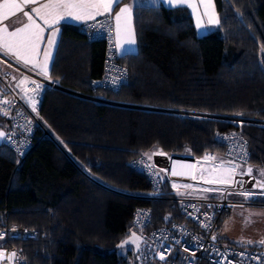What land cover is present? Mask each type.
I'll return each instance as SVG.
<instances>
[{
  "label": "trees",
  "instance_id": "16d2710c",
  "mask_svg": "<svg viewBox=\"0 0 264 264\" xmlns=\"http://www.w3.org/2000/svg\"><path fill=\"white\" fill-rule=\"evenodd\" d=\"M214 4L219 23L201 35L183 6H135L136 50L118 52L129 78L117 91L93 87L105 42L60 25L50 77L71 91L145 108L49 88L40 117L50 136L38 138V130L20 162L0 144V218L45 234L9 240L28 264H139L132 245L120 247L134 230L133 210L153 208L147 230L183 218L169 183L159 198H146L149 182L130 162L155 149L223 155L215 133L234 125L180 111L264 119V0ZM242 133L263 179L264 126L244 123Z\"/></svg>",
  "mask_w": 264,
  "mask_h": 264
},
{
  "label": "built area",
  "instance_id": "2783aa9c",
  "mask_svg": "<svg viewBox=\"0 0 264 264\" xmlns=\"http://www.w3.org/2000/svg\"><path fill=\"white\" fill-rule=\"evenodd\" d=\"M79 30L87 39H101L105 42L103 69L101 76L93 82V87L117 91L128 81L127 68L118 61L117 44L114 40V25L108 15H101L95 20H87L79 25ZM0 61L29 79L21 92L15 90L11 83L14 73L11 70L0 72V118L8 124L7 135L3 140L20 162L31 150L37 131L40 136H50L40 117V106L45 91L49 88H60L76 96L102 101L104 99L88 94L71 91L60 85L58 79L49 75L45 77L39 71L18 63L14 58L0 53ZM35 81L41 85L36 91ZM9 102V103H6ZM35 106V111H33ZM173 112V111H172ZM5 113H7L5 115ZM180 114L203 118H214L232 123L233 128L217 130L216 139L224 146L223 155L207 151L201 156L190 154L166 153L155 149L147 155H140L130 162V166L144 175L150 187L146 198L157 199L166 180L171 189L177 193L183 185L200 183L197 177L201 164L214 166L221 160L231 159L243 167L237 170L230 180L221 183H210L203 187L201 193L208 195H175L173 200L178 204L183 220H173L169 224L157 225L147 230L152 222L153 208L137 206L131 215L130 224L134 231L142 235L136 257L139 264H264V244L245 249L229 243L216 236L215 232L224 214L234 211L235 202L231 195L242 192L257 193L264 197V189L253 187L257 181L264 182L249 163V145L242 133V124L250 123L264 126V119L246 117L242 114L215 115L193 111H180ZM210 159H205V157ZM251 168V174L241 175ZM175 171L177 174L172 175ZM242 181V185L230 181ZM203 182V181H202ZM176 184L177 187H173ZM203 184V183H202ZM206 185V184H205ZM213 189V191H205ZM257 198V197H256ZM256 198L246 199L248 204L264 205ZM145 230H147L145 232ZM45 234L34 227L9 223L5 217L0 218V264H28L22 250L10 243V239H28L43 237ZM15 254L12 256L11 254ZM164 259L161 260L160 256Z\"/></svg>",
  "mask_w": 264,
  "mask_h": 264
},
{
  "label": "snow or ice",
  "instance_id": "6c2138e0",
  "mask_svg": "<svg viewBox=\"0 0 264 264\" xmlns=\"http://www.w3.org/2000/svg\"><path fill=\"white\" fill-rule=\"evenodd\" d=\"M120 0H47L46 3H39V0H3L0 3V21L10 18V15L15 14L23 9L24 5L27 4H39L38 7H33L31 9L32 13H35L43 22L44 26L48 29H53L52 33L47 37L48 47L44 50V56L46 61L43 65H40V73L47 77V60L52 56V49L56 46L58 29H55V25L58 24L63 18L71 17L77 21H86V20H95L97 16L104 15L105 13H111L114 6L119 5ZM155 2V0H154ZM164 3L171 7L180 6L186 4L188 7H193L189 0H163ZM201 6L205 8L204 15H208L207 9L212 7L211 0H201ZM195 11V9H194ZM24 15L28 19V23L24 24L23 27L16 28L13 31H9L8 28L0 27V53L4 55L13 56L16 58L18 63H23L25 66L32 64L33 68H36L37 65L33 62L34 54H37L39 51V42L44 38V27H41L40 24L36 23L32 15L28 12H24ZM125 18L128 22L129 34L126 38V43L135 44V34L130 30V21L132 18V9L129 6L121 7L119 12L115 14L116 20V41L117 49H120L121 43V19ZM209 23H219L218 19L209 17ZM202 24L200 20H197V28H201ZM27 79V78H25ZM32 83L36 84V91L39 92L41 85L37 84L35 81ZM6 103H9L6 101ZM35 106H33V111H35ZM7 113H5L6 115ZM3 134H0L2 136ZM149 159L151 157L149 156ZM205 159H210V157H205ZM234 166L232 171L234 172ZM252 169L249 168L241 175L251 174ZM175 171L172 172V175H176ZM261 175H264V171H261ZM231 183H238L242 185V181H230ZM173 187H177L176 184H173ZM185 188L192 187L191 185H183ZM253 187H259L264 189V182L257 181ZM205 191H213V189H206ZM241 195H244L245 198H250L253 193L242 192ZM261 194H264L262 192ZM133 239H136L133 237ZM129 243L128 240L122 242L120 247H123L125 244ZM250 243V242H249ZM261 243H264L262 241ZM15 256V254H11ZM161 260L164 259V256H160Z\"/></svg>",
  "mask_w": 264,
  "mask_h": 264
},
{
  "label": "crops",
  "instance_id": "0c3cea01",
  "mask_svg": "<svg viewBox=\"0 0 264 264\" xmlns=\"http://www.w3.org/2000/svg\"><path fill=\"white\" fill-rule=\"evenodd\" d=\"M3 0H0V3H2ZM47 0H39V3H46ZM189 2L193 5V7H188L186 4H182L180 6H183L187 9V11L189 12V14L192 17L193 23H194V27H195V31L198 35L207 33L210 30H213L217 27V23H210L211 26L208 27V25L206 24V21H204V19L202 17L198 18L202 24L201 28H197V18L195 17V15L193 13H201V9H200V5H201V0H189ZM205 2H207V0H205ZM211 3L213 5L214 4V0L211 1ZM157 6V5H163L166 7H171L169 5H167L166 3L163 2V0H120L119 5L115 8V6L113 7L111 13H105L104 15H108L111 17L113 25H114V40L117 44L116 41V20H115V14L117 12H119L121 7L124 6H129L132 10L135 6ZM39 4H27L24 5L23 9L19 12H15V14L10 15V18L8 19H4L2 21H0V27H7L9 31H13L16 28H20L23 27L24 24L28 23V19L27 17L24 15V12H28L30 15H32L33 19L36 21V23L40 24L41 27H44V38L43 40H41L39 42V51L37 54H34L33 56V62L37 65L36 68L32 67V64H29L27 66L37 70L40 72V65H43L46 61V58L44 56V50L46 47H48V41H47V37L52 33L53 29H48L44 26V22L38 17L36 16L35 13L31 12V9L33 7H38ZM177 7V6H176ZM195 9V11H194ZM213 12V10H212ZM213 14V18L214 19H218L217 14L215 15ZM101 16V15H100ZM98 17V16H97ZM87 21V20H86ZM71 23V24H75V25H80L81 23L85 22V21H77L72 19L71 17H65L63 18L58 24H56L54 27L55 29H58V36H57V40L59 38L60 35V25L62 23ZM121 39H120V43H121V47L120 49H117V51L119 53L122 52H129V51H134V47L136 45L135 44H128L126 43V38L129 34V29H128V22L126 21L125 18L122 17L121 19ZM130 30L132 32H134L133 30V25H132V18L130 21ZM57 45V43H56ZM56 47V46H55ZM55 47L52 49V56L50 59L47 60V75H49V71H50V66H51V62L53 59V55H54V51H55ZM12 58H14L16 60L15 57L10 56ZM22 63V62H21ZM23 64V63H22ZM8 69H11V67H9L8 65H6L5 63H3L2 61H0V72H4ZM14 73V80L12 81L11 85L12 87L15 88L16 91L21 92L22 88L24 87V85H28L29 83V79L27 77H25L24 75H20L17 71H13ZM27 78V79H25ZM8 124L7 122L5 123V125L3 127L0 126V134H3L2 136H0V144L3 143L4 138L7 135V128ZM4 130V132H3ZM147 156L149 157V154H147ZM234 166H238L235 167L234 172L232 171ZM243 167L241 166V164L237 163L234 160L231 159H224L222 162L218 163V165L216 167L212 166L210 167L209 165L206 164H201L198 169V174L197 177L200 180V183H193L191 184L192 187L190 188H182L185 190H180L179 192H184V193H189L191 195H208L206 193H201L202 188L203 187H208L207 185L210 183H221L220 181L224 180V181H228L231 179L232 175L237 171L242 169ZM256 173L258 174L259 171L256 169L255 170ZM259 176V174H258ZM260 177V176H259ZM261 178V177H260ZM262 179V178H261ZM264 181V178L262 179ZM203 181V182H202ZM223 182V181H222ZM203 183V184H202ZM206 184V185H205ZM181 196V195H180ZM264 198V197H262ZM222 218V217H221ZM222 219H220L221 221ZM220 224V222H219ZM218 224V225H219ZM218 227V226H217ZM216 236L218 238H220L221 236L219 234H217V232H215ZM223 239V238H220Z\"/></svg>",
  "mask_w": 264,
  "mask_h": 264
},
{
  "label": "rangeland",
  "instance_id": "374dc122",
  "mask_svg": "<svg viewBox=\"0 0 264 264\" xmlns=\"http://www.w3.org/2000/svg\"><path fill=\"white\" fill-rule=\"evenodd\" d=\"M200 9L202 11L201 13L193 14L197 19L202 17L204 21H206L208 27L211 26L209 23V17L213 16L212 13L215 15L217 14L215 5L212 4V7L207 9L208 15H204L205 8L203 6L200 5ZM133 50H136V45ZM8 70H11L12 72L14 71L13 69ZM5 123L6 120L0 118V126L3 127ZM220 162H222V160ZM218 163L215 164L214 167H216ZM222 181L225 182L224 180ZM178 194L190 195L189 193L184 192H178ZM230 199L235 202L234 211L231 214H224L222 216V220L216 229L217 234H219L221 236L220 238H223L224 241L237 246H242L245 249L262 246L264 244L261 243L264 241V205L248 204L246 203L247 200L245 199V196L239 194L231 195ZM256 201L264 202V198L259 196L256 198Z\"/></svg>",
  "mask_w": 264,
  "mask_h": 264
},
{
  "label": "water",
  "instance_id": "95a60500",
  "mask_svg": "<svg viewBox=\"0 0 264 264\" xmlns=\"http://www.w3.org/2000/svg\"><path fill=\"white\" fill-rule=\"evenodd\" d=\"M99 102H102V103H107V104H113V105H122V106H131V107H133V106H136V107H140V108H145V107H142V106H137V105H129V104H122V103H117V102H113V101H109V100H106V99H104V100H100ZM155 110H157V109H155ZM256 197H258V194L257 193H253V195L250 197V198H247V200L248 199H251V198H256ZM246 199V198H245ZM133 237H135L136 239H133ZM125 240H128L129 241V243H127V244H129V245H132V247H133V251L134 252H137V250H138V246H139V244H140V242H142L143 240H144V238L142 237V235L141 234H139L138 232H136V231H131L130 232V234L124 239V241ZM123 242V241H122ZM122 242H121V244H122Z\"/></svg>",
  "mask_w": 264,
  "mask_h": 264
}]
</instances>
